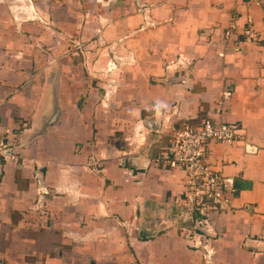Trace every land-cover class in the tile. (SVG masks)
I'll list each match as a JSON object with an SVG mask.
<instances>
[{
	"label": "crops",
	"instance_id": "1",
	"mask_svg": "<svg viewBox=\"0 0 264 264\" xmlns=\"http://www.w3.org/2000/svg\"><path fill=\"white\" fill-rule=\"evenodd\" d=\"M204 119L244 136L208 146L231 197L210 257L175 206L183 172L151 163ZM0 264H264V9L0 0Z\"/></svg>",
	"mask_w": 264,
	"mask_h": 264
},
{
	"label": "built area",
	"instance_id": "2",
	"mask_svg": "<svg viewBox=\"0 0 264 264\" xmlns=\"http://www.w3.org/2000/svg\"><path fill=\"white\" fill-rule=\"evenodd\" d=\"M264 9V0H249ZM233 27L225 33V38L233 36ZM248 39L254 40L252 29L245 31ZM169 143L151 163L165 171L180 170L184 174V191L175 198V206L183 211V223L197 239L189 237L193 249L202 248L209 257L211 250L207 244L214 239L213 217L225 214L231 209L230 181L217 172L208 160V146L211 142L233 143L244 140L241 129L236 124H226L210 119L198 125H170ZM167 132V133H168ZM245 152L253 153L254 147L244 145ZM15 161L16 157H11Z\"/></svg>",
	"mask_w": 264,
	"mask_h": 264
},
{
	"label": "water",
	"instance_id": "3",
	"mask_svg": "<svg viewBox=\"0 0 264 264\" xmlns=\"http://www.w3.org/2000/svg\"><path fill=\"white\" fill-rule=\"evenodd\" d=\"M56 113H57V112H54V114H53V119L55 118ZM50 122H51V121H50ZM139 234H140V236H150V235L153 234V232H147V231L141 229L140 232H139Z\"/></svg>",
	"mask_w": 264,
	"mask_h": 264
},
{
	"label": "rangeland",
	"instance_id": "4",
	"mask_svg": "<svg viewBox=\"0 0 264 264\" xmlns=\"http://www.w3.org/2000/svg\"><path fill=\"white\" fill-rule=\"evenodd\" d=\"M74 47H77L75 44H74ZM199 249H202V248H199ZM207 256V255H206ZM208 257V256H207ZM210 257V256H209Z\"/></svg>",
	"mask_w": 264,
	"mask_h": 264
}]
</instances>
